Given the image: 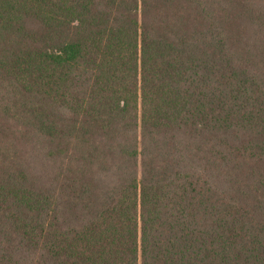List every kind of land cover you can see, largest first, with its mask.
<instances>
[{
	"label": "trees",
	"instance_id": "16d2710c",
	"mask_svg": "<svg viewBox=\"0 0 264 264\" xmlns=\"http://www.w3.org/2000/svg\"><path fill=\"white\" fill-rule=\"evenodd\" d=\"M0 264H264V0H0Z\"/></svg>",
	"mask_w": 264,
	"mask_h": 264
},
{
	"label": "rangeland",
	"instance_id": "374dc122",
	"mask_svg": "<svg viewBox=\"0 0 264 264\" xmlns=\"http://www.w3.org/2000/svg\"><path fill=\"white\" fill-rule=\"evenodd\" d=\"M12 133V130H8L5 133L0 132V150H2L5 146L8 147L10 143L15 144V142L10 141L11 139L6 138L5 135H10Z\"/></svg>",
	"mask_w": 264,
	"mask_h": 264
}]
</instances>
